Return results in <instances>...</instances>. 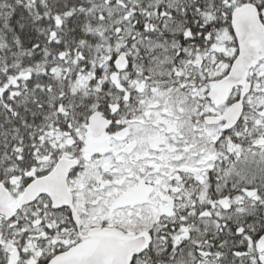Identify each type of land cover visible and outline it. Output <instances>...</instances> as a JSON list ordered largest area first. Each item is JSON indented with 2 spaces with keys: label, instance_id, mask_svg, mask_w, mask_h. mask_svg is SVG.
I'll return each mask as SVG.
<instances>
[{
  "label": "snow or ice",
  "instance_id": "snow-or-ice-1",
  "mask_svg": "<svg viewBox=\"0 0 264 264\" xmlns=\"http://www.w3.org/2000/svg\"><path fill=\"white\" fill-rule=\"evenodd\" d=\"M0 264H264V0H0Z\"/></svg>",
  "mask_w": 264,
  "mask_h": 264
}]
</instances>
